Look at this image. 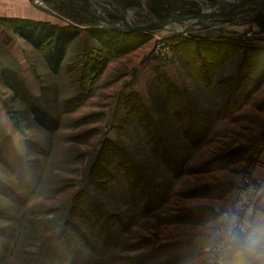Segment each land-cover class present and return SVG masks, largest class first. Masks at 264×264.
Instances as JSON below:
<instances>
[{
	"label": "rangeland",
	"instance_id": "1",
	"mask_svg": "<svg viewBox=\"0 0 264 264\" xmlns=\"http://www.w3.org/2000/svg\"><path fill=\"white\" fill-rule=\"evenodd\" d=\"M119 1L136 2L128 7L130 21L135 25L146 24V16L156 17L151 9L155 10L159 1L164 0ZM11 2L13 0L0 1V14L12 10ZM166 2L176 5L175 0H165L163 4L167 5ZM182 2L189 4L191 1ZM197 2L202 3L203 11L206 8L203 7L204 0ZM47 4L51 11L48 13L54 17H64L71 22L76 17L83 22L78 27L87 30L89 23L94 22L84 0H47ZM0 23L13 31L11 26ZM248 31L252 30L229 31L226 37L237 39ZM261 31L256 25L252 32H257L258 36L253 38L264 36H259ZM16 34L17 43L11 48L15 52L13 59L18 63L23 57L28 59L34 68L35 83L32 84L21 70L14 74L13 70L3 69L6 66L1 59L3 73L0 75L7 78L10 87L0 81V264H183L185 258L179 255L169 257L168 252L180 251L186 239H193L196 227L182 226L178 222L182 216L191 215L206 204L191 199L196 195L191 193L192 188L200 183L199 180L185 179V183L178 186L181 163L169 152L180 150L185 161L192 160L199 166V173L221 170L239 159L240 153H245L243 148L236 151L226 148L232 143L227 141L229 137H224L220 140L221 147L208 158L202 156L199 159L195 148H201L207 142L193 128L187 131H193L191 135L196 136L195 139L184 136L176 140L172 135L168 138L161 118L175 117L176 100L183 102L179 109L184 118L196 111L191 99L195 106L199 101L192 85L174 99L172 96L176 95L177 88L171 81L166 78H160V81L158 75L156 79L147 78L150 81L149 96L159 102L167 100L169 104L162 114L151 106L149 98L143 99L136 92L144 83L142 71L147 69L151 59L162 58L176 65L181 73L188 75L190 82L186 79V84L194 83V80L201 83L195 73L189 74L185 56L177 53L172 45L169 51L161 50L163 43L156 36L166 33L159 32L137 39L134 45L138 46L127 55L109 58L99 42L83 32V39L76 46L80 54L77 52L74 63L64 64L62 72L55 75L43 62L42 53L39 55L38 50L29 48ZM1 39L0 34V45ZM238 54L241 55L239 60L235 59L227 67L219 82L222 87L226 85L229 96L238 87L239 106L225 107L220 118L235 114L243 106L247 107V112L254 113L251 109L257 96L254 93L262 89L263 83L257 81L264 80V58L256 57V69L241 80L242 53L234 56ZM93 63L105 68L82 86L83 65L88 67ZM11 90L18 97H14ZM88 93L89 99L75 109L74 106L79 104L74 103L77 97ZM142 100L144 103L146 100L148 112L155 120L161 148L153 142L149 129L142 127L139 113L134 112H139ZM34 105L59 121L57 132L49 133L40 127L32 111ZM65 106L74 109L66 112ZM6 116L8 121H5ZM250 117L254 121L257 119L256 116ZM263 122L264 115H260L258 123ZM248 129L250 131L253 127L248 126ZM107 140L122 147L136 145L138 157L142 160L137 164L140 176L135 178L132 169L126 168L128 161L123 157L115 155L121 159H114V155H109L105 158L109 152L105 144ZM161 149L167 153L165 159L171 168L156 154ZM99 163V168L94 169ZM167 198L171 199V204H165Z\"/></svg>",
	"mask_w": 264,
	"mask_h": 264
},
{
	"label": "crops",
	"instance_id": "2",
	"mask_svg": "<svg viewBox=\"0 0 264 264\" xmlns=\"http://www.w3.org/2000/svg\"><path fill=\"white\" fill-rule=\"evenodd\" d=\"M220 1L221 0H217V3H219ZM216 4H214L213 2L211 3L205 2L204 0L203 7L205 6L206 8H212ZM9 5L11 6L12 10L10 12L1 13L0 19H5V20L21 19L30 22L35 21L45 24L51 23L52 25L57 26L59 28L69 27L68 24L69 22H71L69 19H66L64 17L63 18L54 17L53 15L48 13L51 12L50 9H48L47 11L42 10L36 7L35 5H33L28 0H13V2H11ZM252 27L253 28H251V30L254 31V27H256V24L253 25ZM81 29L83 32L86 30L85 27H81ZM83 32L80 34L81 36H79V38L75 40L69 47L68 54L64 59L62 67L64 64L70 65L74 63L73 60L74 56L80 54L76 50V46H78L79 41L83 39L84 36ZM0 34L2 35L1 45H0V61L1 59H3V63L6 66L3 69L8 68V70H13L15 72L14 74L18 73L17 70H21L23 75L25 77H28L32 84L35 83L34 80L35 73L32 72L34 68L30 64L28 59L27 58L25 59V57H23L20 59L21 60L20 63L16 62V60L13 59L15 52L13 51L14 49L11 50V48H13V45L17 43L15 38L16 37L15 33L12 30H7L6 27L2 23H0ZM228 34H229L228 32L220 33L215 30H210V31H205L204 34L201 35L203 36L207 35L210 37H218L222 35L226 37ZM16 35L18 36V38L20 39L22 38L18 34ZM22 40L30 46L29 48L35 49L24 38H22ZM38 54L41 55L40 52H38ZM239 56L241 55L238 54L237 56H233L222 67V69L216 73L214 77L215 82L212 85V87H207V88L202 83H198V81L196 80H194V83L186 84L185 80L188 79V75H184V73H181L180 71L181 69H178L176 65L174 66L173 64H169L168 62L163 61L162 58H159L158 60L151 59L150 63H148L149 66H147V69H143L142 71V77L144 83L140 85V89H137L138 91L136 90V92L140 96H142L143 99L149 98L150 99L149 101L152 103L151 106L155 107V109H157V111H160L161 114L163 112L162 110L165 108L167 109L169 104L167 100L166 101L162 100L159 102L156 98L153 99L151 96H149L150 81L147 80V78L151 77L156 79L157 75L158 76L165 75L171 81L172 85H174L177 88L176 95L172 96V98L174 99H176V97H180L181 91L186 90V88L191 85L193 86L192 87L193 93L196 92L195 98L198 99L199 103L197 104V106H195L193 102V98L191 99L192 101L191 104L193 103L194 105L193 107L196 110L195 112H193V110L191 112H188V114L193 112L192 115L184 118L181 115L182 110L179 109L181 104H183V102L181 103L179 100H176V102L174 103V108H177L178 110L176 109L175 117L168 118L165 116L161 118L164 126L166 127L164 129V132L168 136V138L171 135L173 136V139L176 138V140L178 139V137L184 138L185 132L193 128L195 130L194 132L199 134L198 136H201L206 140L205 142H207L201 148H195L197 151H195L196 154L195 153L194 154L198 155L197 158L199 157V159H202L203 158L202 156L208 158V155L210 153L215 152L219 147H221L222 142L220 140H223L224 137H229L227 141L232 143V145L228 144L226 147L229 150L234 151L235 149H240V148H243L245 150L244 154H240L239 159L225 166V168L221 170H213L204 173H199V166H197L195 162L192 163V160L185 161L186 158H184L181 155L180 150H178L177 153L169 152L173 158H175L181 163L180 165L181 174L177 178L178 186L180 184H184L185 179L187 180L190 179L192 181L199 180L200 183L196 184V186L192 188L191 193L195 192L196 195L191 197V199L193 201L199 200V202L197 203L206 204L205 206H200V209L198 211L192 212L191 215L182 216L180 218L182 220H179L178 222V224L181 223L182 226H186V227L190 226L194 228L197 227L200 224V222L203 220V218L207 216L209 212L212 210V206L214 204L223 200L229 193L233 192L235 189L241 188L242 180L245 174L250 172L256 179L264 178V122L258 123V119L260 115L261 116L264 115V83L261 86L262 89L261 90L259 89L254 93L255 95H257L255 98L256 99L255 102H253L251 106L252 107L251 109H253L254 113L251 114L250 112H247L246 110L247 107L243 106L242 108H239L235 112V114L233 113V115L231 114L230 116L227 115L226 117L220 118L222 116V109L227 104V101L230 97L229 96L230 94H227V91H225L226 85L225 87H222L221 82H219L220 76H222V73L226 74L227 67L231 66V64L234 63L235 59L238 58L239 60ZM41 57L43 59V62H45L44 57L42 55ZM159 60L161 62L159 63L160 65L154 63V61L157 62ZM238 62L239 63L237 64V66L240 64V61ZM3 69L0 68V73L1 70L3 71ZM233 69H236L235 66ZM187 70L190 72L189 74L194 75V72L191 68L189 69L187 67ZM192 77L193 76H191V79ZM0 81L3 82L4 84H7V86L10 87V84L7 82V78L5 79L4 75H0ZM192 81L193 79L191 80V82ZM188 82H190V79H188ZM199 85H201L202 88ZM203 89L210 91L206 92ZM11 91L14 93V97H15L16 93L13 90ZM199 92L202 94V96ZM16 96L18 97V95ZM254 97H252L251 99L253 100ZM251 115L254 118L256 116L257 119L255 121L252 120L250 117ZM5 121H8L7 116ZM248 126H252L253 129L249 131ZM163 140L165 141L164 137ZM135 146L136 145H130L126 147L125 145H123L127 154L133 160L137 169H139L137 164L139 163V161L141 162L142 160L140 159V157H138L139 155L137 152V148ZM190 151L192 152V150ZM177 189L179 190L180 188L178 187ZM183 192L185 194L184 190ZM170 201L171 199L167 198L165 204H171ZM193 247H194L193 239L192 240L186 239L180 251L170 250L168 252L169 257H174L176 255H179L178 257L186 258L192 252Z\"/></svg>",
	"mask_w": 264,
	"mask_h": 264
},
{
	"label": "trees",
	"instance_id": "3",
	"mask_svg": "<svg viewBox=\"0 0 264 264\" xmlns=\"http://www.w3.org/2000/svg\"><path fill=\"white\" fill-rule=\"evenodd\" d=\"M182 1L187 0H175L176 5L168 4V2H166L167 5H164L163 3L165 2V0L163 2L159 1L157 7H155V10L151 9V12L155 14L156 17L160 18L173 16V14L187 16L189 14H199L202 12V3L200 4L199 2H197V0H189L191 1L189 4H184ZM212 2L216 4L217 0H213ZM124 3L123 4L127 8H130L131 5L134 6V4H136V2L133 1H125ZM73 19L75 25L78 26L83 24V22H81L80 20L78 21L76 17ZM0 20L5 24L11 26L15 34L17 33L36 50L41 52L47 64V67H49L51 72L55 75H58L62 72V64L68 54L69 47L75 40L79 38V36H81L80 34L83 32L81 27L69 26L59 28L57 26L52 25L51 23L45 24L35 21H24L21 19ZM256 25H258L259 28L262 30L259 36L264 35V29H262V27H264V16L256 22ZM89 27L91 28L85 30L84 32H86L89 37L99 42V44L101 45V49L106 55L109 56V58L113 56L120 57L127 55V53L132 51L134 47L138 46V44H134L137 43L139 39H141L142 37L148 38L149 36L144 33L124 34L115 30L108 31L97 29L95 28L98 27V23L96 21H94L93 24L92 22L89 23ZM253 33L255 36H258L257 32ZM244 36L239 37L237 39H232L221 35L218 36L220 40H213L210 36L207 35L203 36L200 34H190V38L181 35L170 39L168 42L170 43V45H172V48L176 49L177 53H180L181 55L185 56V62L187 63L188 67L193 70L200 82L207 88L212 87V85L214 84V77L216 75V72L219 71L227 63V61L237 53H242V64L239 69L241 80L243 79L242 77H247L248 74L250 75V72L256 69L255 64L258 63L256 61V57L264 58V36H262L261 38L255 37L251 40L244 38ZM216 61L220 62L218 66L216 65ZM83 66L84 69L82 71V76L80 77L82 86H84L86 81H91V78H96L98 73L103 71L105 68V66L101 64L98 65L97 63L89 65L90 67H87L86 65ZM160 78H166V80H169L165 75H159V80ZM252 78L251 84L254 83ZM257 82L264 83V80L258 79ZM237 89L238 87L236 88L235 92L232 93L233 95L229 97L227 104L222 109V112L225 107L233 108L239 106L238 104L240 99H237ZM89 95L90 94L88 93L84 96L81 95L80 97H77V101H74V103L79 102V104H76L74 106L75 109L80 108L81 105L89 99ZM74 107L71 108L67 106L66 112H70L72 109H74ZM138 109L139 112L137 110L134 112L139 113L142 127L149 129L152 134L153 142L158 144V148H161V140L159 139V133L157 131V128L155 127L154 120L151 114L148 112L147 106L145 105L143 100L142 107H139ZM32 111L33 114L36 116V121L38 122L40 127H42L49 133H55L58 131L60 125L59 121L52 118L50 115H48L36 105L33 106ZM191 134H194V132H185L186 138L195 139L196 136H192ZM105 144H107L109 147V152L106 154L105 158L107 159L109 155H114V159H121L120 157H123L125 160L128 161V166H126V168L128 167V170L132 169L134 174H136V178L137 175H139L137 167L133 163V160L129 158L126 151L111 140H107ZM194 147H196L195 144ZM156 154L158 155V157L163 159L167 165H169L168 161L165 159V157H167V153H165L163 149L157 150ZM115 155H118L120 157ZM96 166H98L99 168L100 163L99 165H95L94 169L96 168ZM169 168H171L170 165Z\"/></svg>",
	"mask_w": 264,
	"mask_h": 264
},
{
	"label": "clouds",
	"instance_id": "4",
	"mask_svg": "<svg viewBox=\"0 0 264 264\" xmlns=\"http://www.w3.org/2000/svg\"><path fill=\"white\" fill-rule=\"evenodd\" d=\"M183 264H264V188H237L196 227Z\"/></svg>",
	"mask_w": 264,
	"mask_h": 264
},
{
	"label": "water",
	"instance_id": "5",
	"mask_svg": "<svg viewBox=\"0 0 264 264\" xmlns=\"http://www.w3.org/2000/svg\"><path fill=\"white\" fill-rule=\"evenodd\" d=\"M84 1L90 18L98 23V27H95L97 29L115 30L124 34L144 33L152 36L160 32L170 35L171 38L183 34H202L210 30L227 33L237 27L247 31L264 16V0H221L212 8H204L199 14L187 16L173 14L166 18L146 16L148 19L146 24L134 25L129 18V9L119 0ZM140 5L143 13L146 14L147 10L142 2ZM68 26L78 27L73 22H69ZM211 39L220 40L218 37Z\"/></svg>",
	"mask_w": 264,
	"mask_h": 264
},
{
	"label": "built area",
	"instance_id": "6",
	"mask_svg": "<svg viewBox=\"0 0 264 264\" xmlns=\"http://www.w3.org/2000/svg\"><path fill=\"white\" fill-rule=\"evenodd\" d=\"M29 2H31L33 5H35L36 7L42 9V10H48L49 7H48V4H47V0H28ZM245 37L244 38H247V39H253V36H254V33L251 32V31H248L245 33ZM185 37H188L190 38V34H183ZM156 38L158 39V41L160 43H163L161 44L160 48L161 50H166V51H169L171 50V48H169L171 45L170 43L168 42L171 38L170 35H167L165 34L164 36H156ZM249 187H253V188H256V189H260V188H264V178H255L254 176L252 175H246L242 181V185H241V188H249Z\"/></svg>",
	"mask_w": 264,
	"mask_h": 264
},
{
	"label": "bare ground",
	"instance_id": "7",
	"mask_svg": "<svg viewBox=\"0 0 264 264\" xmlns=\"http://www.w3.org/2000/svg\"><path fill=\"white\" fill-rule=\"evenodd\" d=\"M231 30H232V31H234V30H235V31H237V30H238V31H242L243 28H242V27H237V28H232ZM164 34H165V33H164Z\"/></svg>",
	"mask_w": 264,
	"mask_h": 264
},
{
	"label": "flooded vegetation",
	"instance_id": "8",
	"mask_svg": "<svg viewBox=\"0 0 264 264\" xmlns=\"http://www.w3.org/2000/svg\"><path fill=\"white\" fill-rule=\"evenodd\" d=\"M111 17H114V16H111ZM115 18V17H114ZM116 19V18H115Z\"/></svg>",
	"mask_w": 264,
	"mask_h": 264
}]
</instances>
